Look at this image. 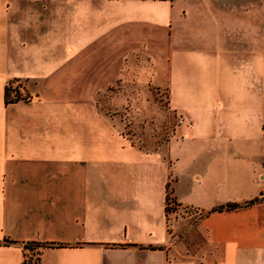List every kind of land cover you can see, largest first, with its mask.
<instances>
[{
  "label": "crops",
  "instance_id": "obj_1",
  "mask_svg": "<svg viewBox=\"0 0 264 264\" xmlns=\"http://www.w3.org/2000/svg\"><path fill=\"white\" fill-rule=\"evenodd\" d=\"M80 1L97 13L99 36L143 40L142 49L168 38V76L157 84L206 94L215 118L206 144L176 158L196 167L174 199L202 214L198 233L216 258L172 249L165 204L159 218L103 208L102 185L115 181L103 164H126L135 146L119 118L103 128L97 92L70 95L79 84L49 19H0V264L32 252L38 264H264V0ZM21 81L28 96L6 103L8 83ZM122 181V198L133 196L134 178Z\"/></svg>",
  "mask_w": 264,
  "mask_h": 264
},
{
  "label": "rangeland",
  "instance_id": "obj_2",
  "mask_svg": "<svg viewBox=\"0 0 264 264\" xmlns=\"http://www.w3.org/2000/svg\"><path fill=\"white\" fill-rule=\"evenodd\" d=\"M96 17L97 13L80 0H0V19L50 20L55 36L53 47L65 50L63 64L71 73V80L79 84V88L70 89V95L80 94L88 99L97 92V107L104 115L103 128L108 127L112 117L119 118V127L128 136L125 143L135 146L126 164L119 160L112 166L103 164V178L115 179L102 185L103 208H145L152 218H159L165 204L172 249L183 256L199 258L208 252V260L216 258L214 250L207 251L205 234L198 233L202 214L174 199L175 191H188L192 183L187 176L196 167L190 159L181 163L176 158L186 155L187 150L193 156V147L206 144L202 130L215 118L207 111L211 105L206 102V94L199 93L194 99L190 89L158 85L168 76V38L159 40L161 52L153 40H148L150 45L142 49L143 40H125L119 34L99 36ZM61 35L69 38L68 44L58 39ZM126 52L129 53L124 56ZM125 75L135 76L125 79ZM116 76L119 79L106 87ZM10 85L11 96L15 90L21 99L28 96L24 81L17 82L19 87L15 82ZM127 177L134 178L133 196L122 198V180ZM182 202L198 201L189 197ZM200 263L201 260L196 262Z\"/></svg>",
  "mask_w": 264,
  "mask_h": 264
},
{
  "label": "trees",
  "instance_id": "obj_3",
  "mask_svg": "<svg viewBox=\"0 0 264 264\" xmlns=\"http://www.w3.org/2000/svg\"><path fill=\"white\" fill-rule=\"evenodd\" d=\"M10 83H8V85L6 86V90H5V102L9 103V102H15L20 100L21 98L19 97V93L17 92V90H15L14 95L11 96V92L13 91V89L10 87ZM167 199V195L165 198V201ZM236 205L235 204H227L226 208H234ZM165 214H167V209L165 206ZM32 249V248H30ZM34 257V258H33ZM24 263L26 264H38V256L36 255V253H31V255L24 260Z\"/></svg>",
  "mask_w": 264,
  "mask_h": 264
},
{
  "label": "built area",
  "instance_id": "obj_4",
  "mask_svg": "<svg viewBox=\"0 0 264 264\" xmlns=\"http://www.w3.org/2000/svg\"><path fill=\"white\" fill-rule=\"evenodd\" d=\"M181 120H182V118H181ZM261 181H262V191H261V197L262 198H264V172H263V174H262V176H261ZM25 264V263H24ZM27 264V263H26Z\"/></svg>",
  "mask_w": 264,
  "mask_h": 264
}]
</instances>
